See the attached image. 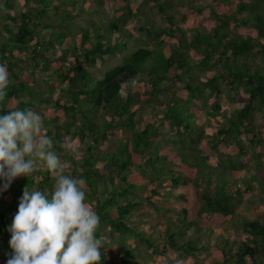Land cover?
Listing matches in <instances>:
<instances>
[{
	"label": "trees",
	"instance_id": "obj_1",
	"mask_svg": "<svg viewBox=\"0 0 264 264\" xmlns=\"http://www.w3.org/2000/svg\"><path fill=\"white\" fill-rule=\"evenodd\" d=\"M236 1L219 0L222 6L229 4L231 8L213 10L218 23L210 30L191 28L189 37L176 25L163 28L146 20L138 26V31L144 35L143 44L131 48L128 38L132 32L125 27L129 18L139 15L141 5L151 3L167 14L171 0H114L112 16L105 21L90 22L88 26L75 23L74 0H21L19 9L15 0H0V20H3L0 23V63L6 65L11 80L6 98L0 102V115L17 109L38 110L48 125V136L53 129L54 150L64 159L67 157L59 143L61 135L69 132V121L66 118L60 124L54 121L58 109L65 117L71 115L69 118L74 119L78 115L86 129L82 137H91L94 145L106 142L113 126L130 129L129 136L119 139L115 150H97L96 153L88 144V154L80 159L79 170L73 171L76 178L85 181L86 201L93 203L100 216L96 236L106 241L101 249L102 264H136L137 259L145 258L144 251L148 249L159 256L176 250L195 256L204 247V242L198 243L197 236L203 225L218 219H233L239 196L252 191L251 180L243 173L240 158L244 151L239 140L235 157H227L223 165L219 163L217 171L210 169L208 162L209 155H213L229 135H244L251 143L258 142L262 136L260 132L252 133L249 126L253 124L254 112L264 110V69L251 71L250 62L241 55L264 54V0ZM241 11L246 13L240 15ZM230 23L247 32H231ZM161 35L164 37L160 38ZM117 54L121 59L119 64L105 70L100 78L90 74L88 65L104 55ZM205 71L204 79L189 82L190 74ZM46 73L49 79L38 85V79ZM140 73L147 74L145 82L137 79ZM183 77L185 81H181ZM58 85H62L59 90L64 98L56 99L53 109L46 113L41 106L49 102L45 94L53 93ZM145 85L148 88L141 91V86ZM223 87L228 96L236 95L240 89L247 94L246 102L229 114L220 111L218 98L223 94ZM167 89L172 96L159 103L173 130L170 136L162 137V131L148 117L142 118L140 128L135 116L143 102L152 101V97ZM180 91H184L183 95ZM208 97H213L215 102L207 114L215 118L219 126L204 136L193 119L200 113L198 100ZM98 108L106 115V119L97 120L99 124L95 115ZM258 126L261 131L264 120ZM191 134H196L200 140L207 139L202 146L186 153L182 151L187 144L185 138ZM162 138H167L180 151L163 147ZM258 160L257 166H263L264 171V163ZM99 161L101 166H97ZM170 162L173 166L166 168ZM108 170L113 172L108 174ZM230 170L233 178L228 182L226 174ZM195 172L201 178L196 183L201 201L197 219H186V210L182 208V216L178 214L174 224L169 220L160 224L162 238L157 236L160 240L152 234L137 232L130 223L132 211H138L142 202L153 204L157 196L166 200L170 195L163 197L157 191V181L166 178L169 186L175 188L192 180ZM4 183L0 180V188ZM53 185V176L41 167L29 177H17L13 185L0 190V251H3L0 264H7L12 251L8 229L25 187L49 192ZM155 209L158 213L164 211L159 206ZM241 226L244 238L239 242L225 240L219 247L220 258L214 264H264V218L244 220ZM189 228L195 232L185 237ZM136 242L142 248L134 250ZM165 264H169L168 261Z\"/></svg>",
	"mask_w": 264,
	"mask_h": 264
},
{
	"label": "rangeland",
	"instance_id": "obj_2",
	"mask_svg": "<svg viewBox=\"0 0 264 264\" xmlns=\"http://www.w3.org/2000/svg\"><path fill=\"white\" fill-rule=\"evenodd\" d=\"M16 1V9L20 8V1ZM130 2H136L138 0H129ZM173 3L170 8H166L167 14H171V17H168L167 14H163L158 6L154 3L150 5H141L140 13L138 16H132L127 21L125 27L132 32L130 38H128V44L133 47H137L143 44L144 35L138 31V26L149 20L150 24H153L157 27H169L176 25L180 27L189 37L191 28H206L210 30L218 23V17L213 14V10H221L226 8H231L229 4H222L219 0H171ZM233 2H238L236 0H230ZM252 2V0H249ZM75 2V12L74 18L75 23L79 26H88L90 22L93 21H105L109 19L114 12V0H74ZM246 13V12H245ZM244 11H241L240 15L245 14ZM3 20H0L2 23ZM231 32H240L246 33L247 29L238 27L230 23L228 26ZM164 37L161 35L160 38ZM175 44V43H174ZM197 58V57H196ZM242 59H246L250 62V70L254 71L258 68L264 69V54L261 52H248L241 55ZM120 55H104L102 59H98L94 64L88 65L87 68L90 74L94 78H100L103 72L116 64L120 63ZM72 61V59H69ZM169 74H173L170 71ZM207 75V72H198L190 74V83H197L199 80L204 79ZM48 73L43 77L38 79L39 84L41 85L42 80L49 79ZM185 76V75H183ZM147 74L140 73L137 75V79L145 82ZM185 77L181 81H185ZM141 84V82H140ZM62 85L55 87L53 93L45 94V97L48 103H44L41 106L44 107L45 112H48V109H53V103L56 99L64 98L63 92H60ZM148 88L146 85L141 86V91ZM184 91H180V94L183 95ZM172 96L171 90L167 89L161 92L159 95L152 97V101L149 99L147 102L142 103V107L136 113L135 122L136 125L140 128L142 125V118L148 117L150 121H153L154 124L162 131V137L170 136V131L173 130V127L169 125V122L165 118L163 111L160 109L159 101L163 102ZM247 94L243 89H240L236 95L228 96L226 94V89L223 87V94L218 98L220 103V111H223L229 114L232 110L237 107H240L243 103L246 102ZM158 100V101H157ZM215 100L213 97H208L205 99L198 100L200 113L194 117V123L197 124L201 131L204 132V136L208 135L213 131L214 128L218 127L219 124L217 120L213 117H210L207 112L213 108V103ZM47 109V110H46ZM36 112H39L36 110ZM102 108H98L95 115L96 121H101L102 118L106 119ZM71 116V115H69ZM64 116V113L61 109L56 110L54 113V121L57 123H63L66 118L69 121V132L68 134L63 133L60 137V147L62 148V153L65 154L67 159L60 158L61 165L64 168L66 175H71L75 177L73 173L74 169L79 170L80 159L88 154V144L92 146L97 153V150H115L118 147L119 139H122L123 136H129L130 129L122 128L119 126H113L109 129L107 134L106 142L94 145L91 141V137H82V133H86V129L81 125V118L76 115V118H69ZM101 119V120H100ZM264 120V110H256L253 114V124L249 127L252 130V133L262 134L261 139L256 143H251L248 138L244 135L234 136L229 135L227 140L223 145L219 146L213 155H209V166L210 169L217 171L218 164L222 165L227 162V157H235V154L238 151L237 140H239L240 146L242 147L244 153L240 158L241 162L244 164L243 173L247 180H251L252 191L249 193H244L239 196L240 201L235 204V213L234 217L231 220L218 219L214 223H207L203 225L202 231L200 234H197L200 238V242H204V247L196 252L195 256L189 257L186 256L181 250H176L173 252H166L164 256H159L151 253V249L144 251L145 258H139L136 261V264H165L168 261L169 264H214V262L220 258L221 252L219 250L220 246H223L225 240H230L232 242H239L244 238L242 233L241 222L244 220H250L254 217L264 218V171L263 166H257V159L264 163V126L259 131L258 123ZM97 121V124H99ZM256 124V125H255ZM48 125L44 123L43 132L46 134V128ZM50 137L54 138V132L52 129V134ZM97 138V137H95ZM187 144L182 151L188 153L193 152L196 148L202 146L205 143L207 138H197L196 134L188 135V138H185ZM152 145L155 144V141H152ZM71 145L75 151H69L63 145ZM160 144L163 147H170L176 152H179L176 148V145L169 142L167 138H162ZM92 152V150H90ZM95 154V153H94ZM145 162V161H143ZM172 163V165L170 164ZM166 164V168L172 167L173 162ZM102 164L97 162V166ZM147 169L150 170V166L146 165ZM113 171L108 170V174ZM198 173V172H197ZM195 172L192 180H189L186 183H182L175 188H171L168 184L166 178H161L158 180L157 191L163 194V197L166 194H169V197L166 200L157 196L153 204H148L142 202V205L138 211H132L130 223L133 224L137 232L149 233L152 234L153 238L157 239V236L162 238V233L160 231V224L166 221H170L171 224H174L181 215V209L186 210L184 217L188 220L197 219L198 210L201 205L197 194L196 183L200 181L201 178L197 176ZM255 177V178H254ZM76 178V177H75ZM233 178L232 171H228L226 174L227 181H231ZM16 179V178H15ZM14 179V180H15ZM14 180L11 182L13 185ZM88 206L94 209L93 203L85 201ZM95 204V203H94ZM164 209L159 213L156 211L155 207ZM166 208L173 209L171 211H166ZM195 230L193 228L187 229L185 237L190 236ZM157 239V240H160ZM11 239V238H10ZM237 243L235 244V247ZM137 248H142L138 242L135 243L134 250ZM144 248V247H143ZM2 250L0 251V258L2 257ZM151 254V255H150ZM142 255V252L140 253ZM137 256V257H140Z\"/></svg>",
	"mask_w": 264,
	"mask_h": 264
},
{
	"label": "clouds",
	"instance_id": "obj_3",
	"mask_svg": "<svg viewBox=\"0 0 264 264\" xmlns=\"http://www.w3.org/2000/svg\"><path fill=\"white\" fill-rule=\"evenodd\" d=\"M10 84V73L0 63V102ZM43 128L41 115L31 109L0 115V180L5 181L0 190L41 167L54 178L49 192L23 190L8 229L12 251L7 264H102L106 241L96 236L100 216L85 202V181L65 174ZM63 147L75 151L70 144Z\"/></svg>",
	"mask_w": 264,
	"mask_h": 264
}]
</instances>
